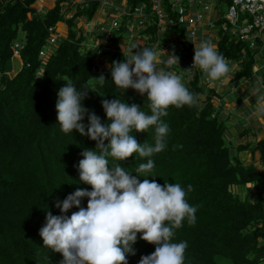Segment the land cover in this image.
<instances>
[{
	"label": "trees",
	"instance_id": "obj_1",
	"mask_svg": "<svg viewBox=\"0 0 264 264\" xmlns=\"http://www.w3.org/2000/svg\"><path fill=\"white\" fill-rule=\"evenodd\" d=\"M215 2L218 16L214 19L215 38L210 41L229 66L236 65L237 69L205 86L201 84V72L180 74L176 65L157 63L158 69L181 77L195 94V102L170 106L162 118L170 131L165 149L151 157L154 168L147 179L161 185L165 181L181 184L188 203L198 206L196 222L190 225L185 220L173 237L177 242L187 241L184 264H264V169L239 158L241 154L258 152L259 162H263L264 139L250 148V141L232 143L228 135L231 120L238 114L234 108L239 106V114L243 111L246 117L252 111L235 96L240 91L232 89L241 82L264 87V65L255 70L259 59H264V35L262 40H253L254 48L250 40H238L236 29L245 15H240L236 26L227 23L222 30L226 22L222 9L231 0ZM34 5L35 0H0V264H60L61 254L46 248L38 234L45 223V211L60 215L59 208L53 207L57 199L62 201L77 188L90 190L89 185L79 181L77 165L81 152L95 149L96 142L75 130L63 132L56 119V93L66 82L65 77L78 90L88 91L83 107L104 122L103 100L119 98L149 111L146 94L118 88L111 82L110 65L125 58L124 47L129 49L135 44L142 48L138 42L131 43L132 36L142 40L145 35V47L152 48L157 43L158 49L164 51L170 50L171 37L184 39L183 48L175 52L178 63L184 66L193 52L186 27L178 24L170 0H162L167 19L163 30L151 11V0H126L128 16L122 17L120 27L108 32H86L82 25L95 20L100 0H54L53 8L42 13H37ZM140 7L147 21L140 31L134 29L129 36L131 27L128 29L127 22L135 27L137 20L132 13ZM70 12L73 14L66 18ZM63 22L66 36L57 39L47 56H41L39 53L47 49L48 29ZM95 40L99 43L93 47ZM17 42L22 46L21 63L14 71L12 47ZM99 67L103 68L101 72ZM101 74L106 82L93 87L91 78ZM249 89L245 92L250 93ZM228 96L232 98L230 111L223 103ZM253 104L254 99L251 107ZM83 123L87 124V114ZM249 133L251 129H245L243 136ZM132 134L137 143H154L153 127ZM146 160L133 153L118 163L134 172ZM189 184L193 186L191 192H187ZM237 188L246 191L243 198ZM253 189L259 192L251 194ZM86 204L87 198H82L80 206ZM77 210L70 208L65 215ZM139 236L140 233L132 245L135 254L126 257L127 264H138L141 256L154 251L155 246Z\"/></svg>",
	"mask_w": 264,
	"mask_h": 264
},
{
	"label": "clouds",
	"instance_id": "obj_2",
	"mask_svg": "<svg viewBox=\"0 0 264 264\" xmlns=\"http://www.w3.org/2000/svg\"><path fill=\"white\" fill-rule=\"evenodd\" d=\"M133 49H138L135 52ZM160 51H163L160 48ZM125 57L110 65L111 82L124 90L131 88L146 94L149 111L123 99L103 100L105 121L82 105L88 91L78 90L73 81L65 83L56 93V119L61 130L87 136L96 142L95 149L81 152L77 169L79 181L90 190L77 188L53 207L60 215L45 211V223L39 229L43 245L62 256L60 264H127L126 257L134 255L132 245L139 239L153 244L151 254L140 257L138 264H184L187 241H174L175 229L196 222L198 206L190 205L186 191L179 183H157L149 173L154 168V154L166 147L169 124L162 118L170 106L192 105L195 94L181 77L157 63L177 65L179 57L169 54L160 60L152 48H137L135 44L122 50ZM197 67L209 80H217L230 71L229 63L214 43L200 40L194 46L192 67ZM92 86L106 82L101 74L91 78ZM87 114V124L83 123ZM154 128V143H137L133 132ZM107 140V144H105ZM133 153L147 158L134 172L118 162ZM110 161L112 162L110 165ZM134 173V174H133ZM144 177V179H140ZM193 186L187 185V192ZM87 198L86 207L81 199ZM77 208L70 216V208Z\"/></svg>",
	"mask_w": 264,
	"mask_h": 264
},
{
	"label": "built area",
	"instance_id": "obj_3",
	"mask_svg": "<svg viewBox=\"0 0 264 264\" xmlns=\"http://www.w3.org/2000/svg\"><path fill=\"white\" fill-rule=\"evenodd\" d=\"M40 0H35V3H38ZM184 0H170V2L172 3V10L175 11V13L177 14V22L179 25L186 27V33H187V41L194 46V41L197 39L198 37V31L202 30H208L209 31V37L210 39L215 38V27H214V19H212L211 17H207V13H210L211 8L210 5H208L206 2L202 3L200 5L203 6V9L205 10V13L202 12H198L196 11L194 14H188L187 10H186V5L183 2ZM186 3L190 4V3H196L195 0H185ZM162 0H151V11L152 13L155 15V17L157 18V24L159 29H163V25L165 23L166 20V14L163 12L162 9ZM40 9L38 8L36 9L37 13H40ZM240 15H245L246 17H244L242 19V21L240 22V26L236 29L237 34L236 36L238 37L239 41H247L250 40V47L254 48V43L253 40L256 39H260L262 40V35H264V1L263 0H231L230 5H228L226 7V9L224 10L223 16L222 18L225 19L226 22H224L221 25L222 30H225L227 27V23L231 26H236L239 20ZM123 16H128V13L125 9H121V13L119 14L118 17L112 19L109 22V26L105 27V22L99 24L98 22H102L99 20H94L91 21L87 24H82L85 31L86 32H90L93 30H96L97 32H103V31H110V29L114 28H118L120 27L121 23H122V17ZM133 19L137 20V23H134L135 27H133L132 25H129V22H127V27L128 29H130L129 32V36L131 35V32L135 30L139 31L142 29V27L144 26V24L147 21V18L145 16L144 13V8H136L135 11L132 13ZM71 17V13H69V15H66V18H70ZM207 23H205L206 19ZM169 23L172 24L171 21H169ZM92 25V28H90V26ZM99 28V30H98ZM48 33H49V38L46 42L47 44V49L46 51H42L39 54L41 56H47L48 52H50V48L56 43L57 39L59 38V35L57 33L56 27H50L48 29ZM128 36V37H129ZM110 34L108 39L110 38ZM145 37V36H144ZM143 37V40L145 41L147 38ZM92 38V37H91ZM94 40V38H92ZM130 39V37H129ZM96 41V40H95ZM127 41V40H125ZM185 40L182 38H175V46L176 48H173L170 50L171 54H175L176 50H181L183 48V45L185 44ZM91 43V41H89V44ZM98 41H96V43L94 42L93 47H96L98 45ZM123 43H127L124 42ZM88 45V44H87ZM92 47V49H94ZM264 48V47H263ZM22 49V46L20 43H14L13 47H12V56H13V60H19L21 62L20 59V51ZM123 49V47H122ZM152 49L156 52H158V46L157 43H155L152 46ZM123 50H127V47L125 46ZM264 50V49H262ZM191 59L187 60L186 62V66L181 65V64H177L176 67L179 69L180 74H184L185 71L186 73H188L189 75H192L194 71H198L201 72L197 67H192L193 64V52H191ZM255 59H258V57L256 56ZM236 65L231 66L230 68V72H232L234 69L236 68ZM102 67H99V71H102ZM256 70V68H255ZM174 73V72H173ZM202 73V72H201ZM213 83V80H209L207 79L204 75H203V79L201 84H204L205 86L207 85H211ZM219 102V99H216Z\"/></svg>",
	"mask_w": 264,
	"mask_h": 264
},
{
	"label": "crops",
	"instance_id": "obj_4",
	"mask_svg": "<svg viewBox=\"0 0 264 264\" xmlns=\"http://www.w3.org/2000/svg\"><path fill=\"white\" fill-rule=\"evenodd\" d=\"M80 1L81 0H74V3H79ZM195 1H196L195 4H191V3L188 4L185 2V0L183 1L184 4L186 5V10H187L188 14L195 13L196 11H198V6L201 4V2L202 3L206 2L208 5H210V8H211L210 13H207V17L208 18L211 17L212 19H215L216 15L218 16V14L216 13V9H215L216 8L215 0H195ZM125 3H126V0H100V7H99L98 12H97L98 14L94 19L102 21V22L104 20L105 27H107V24H108L107 22L109 20L111 21V19L118 17L120 10L125 9ZM53 6H54V0H40L38 3H35V5H34L35 9L41 8L40 13L42 11H47V10L52 9ZM140 8H142V7H140ZM224 10H225V8L223 7L222 13H221L222 16H223ZM70 13L73 14V12H70ZM106 15H108V17ZM208 18L206 19L205 23H207ZM166 21H167V19L165 20V22ZM82 24H84V23H82ZM56 30H57L59 37H65L67 34V26L63 23H58L56 25ZM144 36L145 35H143L142 37H144ZM199 36L194 41V46L200 40H205V39L209 40V41L211 40L209 35L200 34ZM130 41H131V43H132V41L138 42V45L142 46V48H144L146 45L145 41L143 39L142 40L140 38L136 39L135 35L131 37ZM124 42H127V41H124ZM194 46H193V54H194ZM169 47H170V50L173 48H176L174 37H171ZM170 50H165V51L162 50V51H163L164 55L167 56V55L171 54ZM163 53L158 49L157 54H158V58L160 60H163V58H164ZM263 65H264V61L261 62L260 67H262ZM257 69H259V67H256V70ZM215 82H216V80H215ZM241 86H244L245 89L241 90ZM253 86H254V83L252 85L248 86L244 82H241L237 88L232 89L233 91H237V89L240 91V93L236 92L235 96L238 98H241L242 99L241 101L243 104H245L248 107L251 106L252 99H254V104L251 107L252 111H251L250 115L247 117L243 113V111L240 112V114H242L244 117H242L239 114V111H240L239 106L234 108V112L236 111L238 114H236L237 116L236 117L234 116V119L231 120L232 121L231 122V128L228 129V135L229 136H231L230 135L231 131L234 132V134H233L234 136L232 135L231 137H234L233 140L235 141L236 144L238 143L239 140L241 141V143H244V142L246 143V142L250 141V148L253 145H255V143L259 142L261 139H264V89L262 87H259L256 85L254 87ZM248 87H250V89H249L251 91L250 93L245 92ZM257 94H259L258 97L256 96ZM226 98H228V97H226ZM226 98L223 99V103H225ZM231 101H232V99H230L229 103H226V105H225V107L228 108L229 111L232 110L231 105H230ZM248 128L251 129V134L249 133V135L247 137L243 136V131L245 129H248ZM240 156H241V158H244V160H245V158H249V163H252L254 166H256L257 169H264V161L259 162L260 155L258 152H255L254 155L241 154ZM244 162L247 163V160ZM248 187H250V185H248ZM258 192H259L258 190L253 189L251 191V194L256 195Z\"/></svg>",
	"mask_w": 264,
	"mask_h": 264
},
{
	"label": "rangeland",
	"instance_id": "obj_5",
	"mask_svg": "<svg viewBox=\"0 0 264 264\" xmlns=\"http://www.w3.org/2000/svg\"><path fill=\"white\" fill-rule=\"evenodd\" d=\"M191 4H195V3H191ZM42 12H44V11H42ZM41 12V13H42ZM198 12H202V13H205V10L203 9V6L202 5H199L198 6ZM121 13V10H120V12H119V14ZM194 14V13H193ZM119 16V15H118ZM103 17V16H102ZM111 18V17H110ZM109 18V19H110ZM112 20V19H111ZM103 22H104V20H103ZM103 22H98L99 24H101V23H103ZM63 24H65L64 22H63ZM107 26H109V23L107 24ZM60 27V26H59ZM90 28H92V25L90 26ZM200 34H206V35H209V31L208 30H205V31H202V30H199L198 31V36L200 35ZM200 37V36H199ZM95 43H96V41H94ZM264 61V59H259V63L257 64V67H260V65H261V62H263ZM20 61L19 60H13V70L14 71H17L18 70V68H19V66H20ZM231 69V68H230ZM231 71V70H230ZM228 72V74H230L231 75V72ZM227 78H229L228 76H227ZM262 88H264V87H262ZM245 89V87L244 86H241V90H244ZM230 99H232L231 97H229L228 96V98H226V100H225V105H226V103H229V101H230ZM258 105V104H257ZM255 106V105H254ZM248 107V106H247ZM250 108H251V106H249ZM234 134V132L233 131H231V133H230V135L232 136ZM231 136H229V141L230 142H234L235 143V141L233 140L234 139V137H231ZM234 136V135H233ZM243 156V155H242ZM239 158L241 159V160H244V158H241V156H239ZM247 160V164L249 163V158H245V160L244 161H246ZM237 191H239V189L237 188ZM250 190H248V192H249ZM239 193H240V196H241V198H243L244 197V195H245V191L243 190V191H239ZM253 193V192H252ZM250 195V194H249ZM251 196V195H250Z\"/></svg>",
	"mask_w": 264,
	"mask_h": 264
},
{
	"label": "water",
	"instance_id": "obj_6",
	"mask_svg": "<svg viewBox=\"0 0 264 264\" xmlns=\"http://www.w3.org/2000/svg\"><path fill=\"white\" fill-rule=\"evenodd\" d=\"M264 1V0H263Z\"/></svg>",
	"mask_w": 264,
	"mask_h": 264
}]
</instances>
